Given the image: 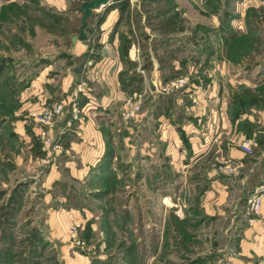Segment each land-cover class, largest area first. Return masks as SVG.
I'll return each mask as SVG.
<instances>
[{"label": "crops", "instance_id": "obj_1", "mask_svg": "<svg viewBox=\"0 0 264 264\" xmlns=\"http://www.w3.org/2000/svg\"><path fill=\"white\" fill-rule=\"evenodd\" d=\"M74 1L0 0V150L10 154L0 159L12 172L32 175L18 185L17 214L31 194L47 234L62 237L69 250L66 229L75 225L80 234L88 226L94 216L84 206L89 200L108 205L102 215L112 214L116 227L122 218L146 221L158 210L167 221L164 205L173 201L186 208L176 212L179 220H202L193 236L209 226L220 238L225 250L218 248V264H264V206L257 216L247 211L249 196L264 185V72L248 75L225 52L186 55L183 46L165 48L158 36L168 31L154 33L140 3L121 8L132 10L127 19L110 0L88 21L87 40L74 46L70 25L82 15ZM192 43L199 47L201 41L193 37ZM204 59L208 69L201 71ZM185 75L191 77L185 89L158 92ZM139 94V119L118 129L122 103ZM53 104L64 108L46 145L34 116ZM247 141L251 156L241 149ZM218 159L232 163L236 173L223 170ZM123 187L134 189L122 217L116 196ZM166 232L168 222L164 239ZM49 240L51 248L58 244Z\"/></svg>", "mask_w": 264, "mask_h": 264}, {"label": "rangeland", "instance_id": "obj_2", "mask_svg": "<svg viewBox=\"0 0 264 264\" xmlns=\"http://www.w3.org/2000/svg\"><path fill=\"white\" fill-rule=\"evenodd\" d=\"M86 1L91 0H75L73 3L80 5ZM136 3L145 6V13L150 18L148 23L154 33L158 30L168 31L167 35L158 36L165 43V48L170 45L183 46L186 55L197 50L225 52L236 65L234 67H243L248 75L255 70L264 72V0H115L116 10L127 19H130L132 10L125 14L121 8L126 10ZM44 17L49 18L50 15L46 13ZM193 37H199V47L192 43ZM205 69H208V63L204 59L201 71ZM2 124L0 120V128ZM2 149L0 158L3 159V153L9 158L10 154ZM6 158L3 160L6 161ZM212 160L216 162L215 156ZM127 161L125 158L121 169L126 168ZM218 161L225 166L226 161ZM8 167L0 159V264H72L81 259L92 264H208L209 261L218 264L222 260L217 261L218 253H221L218 248L224 246L218 242L220 238L215 240L209 226L203 228L197 237L193 236V231H196L202 220H179L176 212L183 215L186 208L173 201H167L164 205L169 208L167 221H162L158 210L153 212L152 219L132 222L126 217L120 219V227H116L113 226L112 214L102 215V210L109 211L108 205H102L97 199L92 203L89 200L84 206L92 209L94 216L80 234H75V225L66 229V234L69 231V236H66L68 247L72 248L68 250L59 242L63 241L62 237L52 238L47 234L46 219H39L43 218L44 212L42 210L40 214L39 209L42 207L34 203L31 194L26 197L29 203L19 209L17 214L16 202L21 191L18 185L30 182L32 175L23 170L12 172L10 168L13 166ZM126 174L129 183L130 176ZM190 175H194V172ZM125 187L116 196L120 201L117 210L121 211L122 217L126 213L123 211L128 209V193L134 189ZM54 220L59 224L61 222L60 219ZM165 222H168V235L164 239L161 229ZM58 227V235L65 233V228ZM184 228H188L189 232ZM49 239H56L58 244L51 248Z\"/></svg>", "mask_w": 264, "mask_h": 264}, {"label": "built area", "instance_id": "obj_3", "mask_svg": "<svg viewBox=\"0 0 264 264\" xmlns=\"http://www.w3.org/2000/svg\"><path fill=\"white\" fill-rule=\"evenodd\" d=\"M104 7V6H103ZM102 7V8H103ZM190 75L180 76L174 81L168 82L159 88L158 92L160 94H171L177 92L178 90L185 89L190 83ZM143 106V95H135L128 97L124 100L120 107V112L116 117V127L119 129L123 125H128L139 119L142 112ZM62 104H53L47 106L42 112L34 116L36 125L39 127V135L44 141V144L50 143V133L55 126L54 119L56 116L63 112ZM74 120L81 121L79 112H75ZM242 151L246 155H253V145L250 141H247L241 145ZM229 174L236 173V168L230 162H225L223 167ZM248 213L251 215H259L264 206V185L259 186L248 198L247 200Z\"/></svg>", "mask_w": 264, "mask_h": 264}, {"label": "water", "instance_id": "obj_4", "mask_svg": "<svg viewBox=\"0 0 264 264\" xmlns=\"http://www.w3.org/2000/svg\"><path fill=\"white\" fill-rule=\"evenodd\" d=\"M110 4V0H91L84 2L79 13L83 14L82 24L79 29V34L72 38V44L74 46L79 42H84L87 39L86 28L88 26V20L93 18L94 12L100 10L103 6Z\"/></svg>", "mask_w": 264, "mask_h": 264}, {"label": "trees", "instance_id": "obj_5", "mask_svg": "<svg viewBox=\"0 0 264 264\" xmlns=\"http://www.w3.org/2000/svg\"><path fill=\"white\" fill-rule=\"evenodd\" d=\"M82 4H80V5H78V7H79V9H80V6H81ZM117 6V5H116ZM118 8V7H117ZM59 17H56V19H58ZM82 18H83V14L81 15V18L80 19H78V20H74L73 21V23L70 25V27L72 26V30L73 31H71V32H73V35L74 36H76V35H78L79 34V29H80V27H81V24H82ZM92 19V18H91ZM91 19H89L88 21H90ZM75 22V23H74ZM161 23H163V21L161 22ZM158 24V23H157ZM67 26H68V24H67ZM69 27V26H68ZM156 27H158V25L156 26ZM162 26H160L159 28H161ZM73 36V37H74ZM87 40V39H86ZM85 40V41H86ZM72 41V40H71ZM0 73H1V68H0ZM176 78V77H175ZM174 78V79H175Z\"/></svg>", "mask_w": 264, "mask_h": 264}]
</instances>
